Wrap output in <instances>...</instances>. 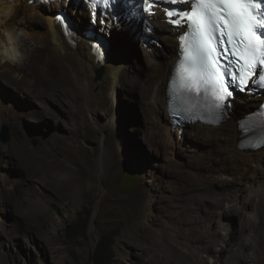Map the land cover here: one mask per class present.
<instances>
[{
  "label": "bare ground",
  "instance_id": "obj_1",
  "mask_svg": "<svg viewBox=\"0 0 264 264\" xmlns=\"http://www.w3.org/2000/svg\"><path fill=\"white\" fill-rule=\"evenodd\" d=\"M89 7L85 1L78 0L71 3L68 0H0V128L11 124L22 138H28L29 133L20 126L18 119L24 114L23 107L27 109V105L31 104L28 101L30 98L43 103L40 108L38 105L39 119L50 117L61 120V115L76 119L67 109L75 96L56 87L52 67L58 68L62 75L74 82L80 96L90 98L92 104L87 107L88 112L101 130L104 126L98 122L96 114L94 116L97 107L100 104L110 105L112 113L106 125H115L119 88L126 89L127 84L132 85V89L140 88L142 100L148 101L151 110V148L164 159L165 162L161 163L163 170L167 171L168 161L179 162V153L190 150L195 157L193 166H179L178 171L170 175L167 187L180 180L189 186L202 187L197 196L186 198L180 208L170 211L169 224H161V233L157 229L150 230L152 242L170 240L172 246L175 242L188 245L197 254V261L191 264H250L251 260L252 264H258V260L261 262L264 259V218L257 224L254 211L248 210L252 208L256 209V214L264 213V183L261 182L259 188L252 191L248 183L252 182L249 170L253 164L256 161L264 163V147L252 149L255 137L264 142V129L239 111L245 105L248 112L260 108V100L248 95L243 99L245 104L241 108L237 102L240 97H237L228 106L225 119L217 127L205 126L201 122L183 127L174 125L168 110L167 87L179 57L178 29L165 20L163 13L149 15L140 7H132L130 2H120L109 9L104 20L99 15L96 21ZM69 8L74 22L71 31L63 29L57 18L58 11H68ZM115 11L117 14L113 16ZM75 14L84 26L73 17ZM22 17L23 22L20 21ZM153 21L157 28L155 31ZM148 25L151 30L147 29ZM16 49L21 51L18 58ZM131 60L138 62V70L130 68ZM101 68L104 75L98 79L97 72ZM132 73L134 77L130 81L128 78ZM4 86L12 90V95L7 96L4 89L1 91ZM43 98L54 100L56 109L45 106ZM76 124L79 125L78 122ZM245 129L249 132L242 136ZM110 149V146H104L100 152L99 162L103 168L111 156ZM73 155L77 160L86 159L81 150ZM121 167L118 156H115L114 164L108 171L109 187L113 188L118 183ZM61 171L63 177L55 188L62 198L67 199L77 192V184L73 181L76 169L67 166ZM151 177L155 179L156 175ZM7 185H10V178L0 172V186ZM159 185L164 186V181H160ZM10 199L13 198L10 196ZM216 215L233 221L242 220L243 227L238 236H223L227 233L223 234L225 228L220 224H205L202 229L198 228L202 219L211 221ZM185 225L190 227L188 235L182 231L181 226ZM251 227L256 231L254 238ZM179 230L183 234V241L180 242L173 237ZM203 250L215 256L214 263H209L207 257L200 253Z\"/></svg>",
  "mask_w": 264,
  "mask_h": 264
},
{
  "label": "rangeland",
  "instance_id": "obj_2",
  "mask_svg": "<svg viewBox=\"0 0 264 264\" xmlns=\"http://www.w3.org/2000/svg\"><path fill=\"white\" fill-rule=\"evenodd\" d=\"M68 13L72 14L71 8ZM73 17L84 26L76 14ZM20 21L23 22V17ZM39 22L41 23L40 20ZM156 29L155 24L154 31ZM160 37L163 38L161 34ZM16 53L18 58L21 51L16 49ZM137 63L131 60L130 68L138 70ZM142 65L144 66L143 62ZM51 70L56 87L75 96L73 103L70 100L68 104L72 107L67 105V109L76 119L68 115H61V120L50 117L39 119L38 105L40 108L43 103L41 100L32 101L30 98L28 101L31 104L27 105V109L23 107L24 114L18 119L20 126L29 133V137L22 138L11 124H4L0 128V161H3L0 163V172L10 178V185L0 186V264H92L95 248L101 236L108 232L117 235L116 256L112 264L196 262L197 254L188 245L175 242V246H172L170 240L154 244L150 233L151 229L160 230L161 233V224H169L170 211L177 210L186 198L195 197L202 191V187L189 186L182 180L170 187L166 184L170 175L178 171L179 166L194 165L195 157L191 155L192 151L179 153L180 163L175 160L168 161L165 172L161 165L165 162L164 159L151 148V110L148 101L142 100L140 88L132 89V85L129 87L128 84L126 89L119 88L115 125H106L112 113L111 106L100 104L99 108L97 107L94 116L96 114L98 122L104 126V130H101L92 119V114L88 112L87 107L92 104L90 98L80 96L78 87L69 77L62 75L58 68L52 67ZM99 71L97 78L101 79L104 70L101 78ZM134 74L129 76L130 81ZM3 89L6 90L7 96L12 95L10 88L4 86L1 91ZM58 98L57 96V100ZM23 100L26 101V98ZM43 101L45 106L56 109L54 100L43 98ZM237 102L240 106L245 104L241 97ZM245 109L246 105L239 112L243 113ZM6 137L9 139L6 140ZM104 146L111 148V156L105 168L101 167L99 162ZM3 150H6V153L2 152ZM77 150L85 153V161L74 158L73 154ZM115 156H118L122 169L118 183L111 188L108 186L107 177ZM67 166L76 169L73 181L77 184V192L65 199L55 187L63 177L61 168ZM131 168H136L141 173V184L135 190L120 185L123 176ZM249 174L252 175V182L248 183L249 189L256 190L259 184L264 183V163L256 161ZM152 175H156L155 179ZM162 180L164 186L159 185ZM90 190L91 192H88ZM116 196H122V200L115 198ZM250 211H254L257 224L264 218V213L256 214V209L252 208H249L248 212ZM89 212L93 213L88 225V235L77 237L79 229L70 231L69 228L77 223L82 227ZM209 220L202 219L201 227L198 228L202 229L205 224H220L225 228L223 234L227 235L223 236L227 238L238 236L243 227L240 219L233 221L216 215ZM181 227L183 234L190 233L188 225ZM250 231L253 238L256 237L253 227ZM183 234L179 230L173 237L180 242L183 241ZM235 243L236 241L233 245ZM200 253L207 257L209 263H214L215 256H212V253L206 250ZM263 262L264 259L261 262L258 260V264ZM249 263L252 264L253 260Z\"/></svg>",
  "mask_w": 264,
  "mask_h": 264
},
{
  "label": "snow or ice",
  "instance_id": "obj_3",
  "mask_svg": "<svg viewBox=\"0 0 264 264\" xmlns=\"http://www.w3.org/2000/svg\"><path fill=\"white\" fill-rule=\"evenodd\" d=\"M144 3L156 5L157 0ZM167 3L180 6L166 9L165 14L169 23L183 30L179 39L181 66L186 73L181 79L186 91L201 93V85L211 83L216 99L226 102L232 97L233 86L247 91L255 82L257 87L264 88V0ZM253 73V79H249ZM207 90L205 87L204 92Z\"/></svg>",
  "mask_w": 264,
  "mask_h": 264
},
{
  "label": "trees",
  "instance_id": "obj_4",
  "mask_svg": "<svg viewBox=\"0 0 264 264\" xmlns=\"http://www.w3.org/2000/svg\"><path fill=\"white\" fill-rule=\"evenodd\" d=\"M92 213L89 212L86 216L87 221L82 225V227L79 226V224H75L74 226L70 227L69 230H75L76 228L79 229V232H77V237L80 236H86L88 235V225L90 223V220L92 219ZM116 234H113L112 232L105 233L101 236V239L95 248V251L93 253L92 264H112L113 260L116 256V250H115V241H116Z\"/></svg>",
  "mask_w": 264,
  "mask_h": 264
},
{
  "label": "water",
  "instance_id": "obj_5",
  "mask_svg": "<svg viewBox=\"0 0 264 264\" xmlns=\"http://www.w3.org/2000/svg\"><path fill=\"white\" fill-rule=\"evenodd\" d=\"M103 75V69L99 71V78ZM9 137H6L8 140ZM141 173L136 168L129 169L122 178L120 185L124 188L135 190L141 184Z\"/></svg>",
  "mask_w": 264,
  "mask_h": 264
},
{
  "label": "clouds",
  "instance_id": "obj_6",
  "mask_svg": "<svg viewBox=\"0 0 264 264\" xmlns=\"http://www.w3.org/2000/svg\"><path fill=\"white\" fill-rule=\"evenodd\" d=\"M66 15L68 16V18H70L71 19V17H70V15H69V13H68V11H66ZM72 20V19H71ZM232 104V103H231ZM254 111V110H253ZM252 111V112H253ZM252 112H248V108H246L245 110H244V112L243 113H245V115H247V114H250V113H252ZM209 126V125H208ZM217 126H219V125H217ZM217 126H213V127H217Z\"/></svg>",
  "mask_w": 264,
  "mask_h": 264
}]
</instances>
